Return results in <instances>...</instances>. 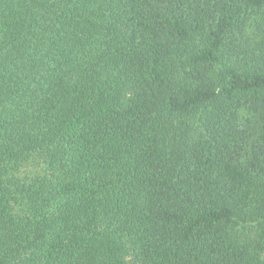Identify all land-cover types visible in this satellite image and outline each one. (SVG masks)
Masks as SVG:
<instances>
[{
  "label": "trees",
  "instance_id": "trees-1",
  "mask_svg": "<svg viewBox=\"0 0 264 264\" xmlns=\"http://www.w3.org/2000/svg\"><path fill=\"white\" fill-rule=\"evenodd\" d=\"M0 264H264V0H0Z\"/></svg>",
  "mask_w": 264,
  "mask_h": 264
},
{
  "label": "rangeland",
  "instance_id": "rangeland-1",
  "mask_svg": "<svg viewBox=\"0 0 264 264\" xmlns=\"http://www.w3.org/2000/svg\"><path fill=\"white\" fill-rule=\"evenodd\" d=\"M41 169H42V165H40L39 167L29 165L28 167L24 168V174L34 175V173L41 171Z\"/></svg>",
  "mask_w": 264,
  "mask_h": 264
}]
</instances>
